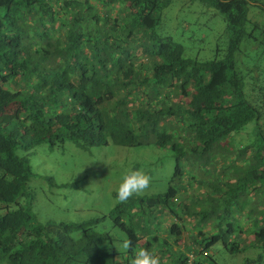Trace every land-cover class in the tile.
Here are the masks:
<instances>
[{"label":"trees","instance_id":"obj_1","mask_svg":"<svg viewBox=\"0 0 264 264\" xmlns=\"http://www.w3.org/2000/svg\"><path fill=\"white\" fill-rule=\"evenodd\" d=\"M67 142L172 151L167 191L108 216L131 249L38 221L29 154ZM246 242L264 264V0H0V264H220Z\"/></svg>","mask_w":264,"mask_h":264},{"label":"rangeland","instance_id":"obj_2","mask_svg":"<svg viewBox=\"0 0 264 264\" xmlns=\"http://www.w3.org/2000/svg\"><path fill=\"white\" fill-rule=\"evenodd\" d=\"M175 13L173 11L171 15ZM191 18L199 25L198 37L210 36L216 41L224 35L225 23L221 15L209 19L191 14ZM29 160L36 175L30 188L34 195L33 211L39 222L85 224L100 221L97 231L124 240L128 239L127 234L116 228L108 217L119 204L116 193L123 176L143 169L152 176L153 182L142 195L151 196L167 191L175 171L172 151L153 146L128 148L110 143L100 147H80L67 142L63 147H52L42 143L30 152ZM103 216L107 218L102 220ZM252 240L253 236H250L249 241ZM116 244L119 250H126L122 247L123 242ZM244 247L243 252L231 255L219 244L213 255L220 264H261L256 262V247L251 242H246Z\"/></svg>","mask_w":264,"mask_h":264},{"label":"clouds","instance_id":"obj_3","mask_svg":"<svg viewBox=\"0 0 264 264\" xmlns=\"http://www.w3.org/2000/svg\"><path fill=\"white\" fill-rule=\"evenodd\" d=\"M152 182V176L143 169L127 172L117 188L116 199L120 203H126L131 198L146 193L150 189ZM122 247L126 250L131 249L133 243L130 239H126ZM131 264H165V262L155 250L139 248L135 252Z\"/></svg>","mask_w":264,"mask_h":264}]
</instances>
